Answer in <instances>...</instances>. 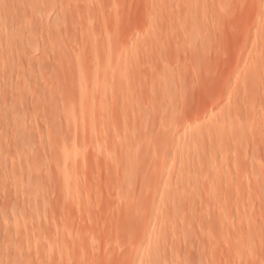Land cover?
Masks as SVG:
<instances>
[{"label": "rangeland", "instance_id": "1", "mask_svg": "<svg viewBox=\"0 0 264 264\" xmlns=\"http://www.w3.org/2000/svg\"><path fill=\"white\" fill-rule=\"evenodd\" d=\"M0 264H264V0H0Z\"/></svg>", "mask_w": 264, "mask_h": 264}]
</instances>
